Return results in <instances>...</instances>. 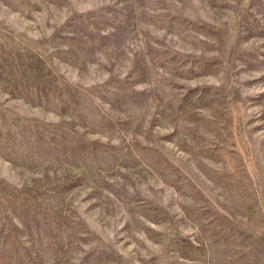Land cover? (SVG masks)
I'll return each mask as SVG.
<instances>
[{
  "label": "rangeland",
  "instance_id": "1",
  "mask_svg": "<svg viewBox=\"0 0 264 264\" xmlns=\"http://www.w3.org/2000/svg\"><path fill=\"white\" fill-rule=\"evenodd\" d=\"M0 264H264V0H0Z\"/></svg>",
  "mask_w": 264,
  "mask_h": 264
}]
</instances>
